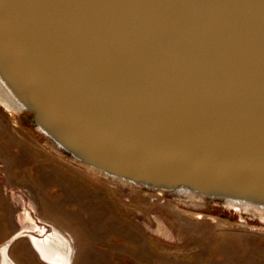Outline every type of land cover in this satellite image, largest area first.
I'll return each mask as SVG.
<instances>
[{
  "label": "water",
  "instance_id": "1",
  "mask_svg": "<svg viewBox=\"0 0 264 264\" xmlns=\"http://www.w3.org/2000/svg\"><path fill=\"white\" fill-rule=\"evenodd\" d=\"M0 87L109 179L264 211V0H0Z\"/></svg>",
  "mask_w": 264,
  "mask_h": 264
},
{
  "label": "rangeland",
  "instance_id": "2",
  "mask_svg": "<svg viewBox=\"0 0 264 264\" xmlns=\"http://www.w3.org/2000/svg\"><path fill=\"white\" fill-rule=\"evenodd\" d=\"M54 231L68 264H264V211L109 179L0 103V249L13 264H50L32 241Z\"/></svg>",
  "mask_w": 264,
  "mask_h": 264
},
{
  "label": "bare ground",
  "instance_id": "3",
  "mask_svg": "<svg viewBox=\"0 0 264 264\" xmlns=\"http://www.w3.org/2000/svg\"><path fill=\"white\" fill-rule=\"evenodd\" d=\"M0 103L11 110H16L15 106L12 104L10 99L7 97V94L2 90L1 87ZM38 228H40L39 230L42 231V227L39 226ZM58 231H54L51 234L47 235L45 238L41 239L33 237V243L36 246L35 248L39 250L41 256L45 258V260L47 259V261L51 264H68L70 260L71 245L69 246V243H66L67 248L63 249L65 237L63 238V235ZM5 251L6 250H4V253L2 254L3 264H10L5 256Z\"/></svg>",
  "mask_w": 264,
  "mask_h": 264
},
{
  "label": "flooded vegetation",
  "instance_id": "4",
  "mask_svg": "<svg viewBox=\"0 0 264 264\" xmlns=\"http://www.w3.org/2000/svg\"><path fill=\"white\" fill-rule=\"evenodd\" d=\"M33 242V241H32ZM33 245H34V243H33ZM34 247H36L35 245H34ZM36 249V251L38 252V254L41 256V254H40V252H39V250H37V248H35ZM42 257V256H41ZM8 258V257H7ZM43 258V257H42ZM6 259V258H5ZM9 259V258H8ZM7 259V261L10 263V259L8 260ZM44 260H45V258H43ZM46 261H47V259H46ZM12 262V261H11ZM13 263V262H12ZM50 263V262H49ZM1 264H3V257L1 256ZM11 264V263H10ZM51 264V263H50Z\"/></svg>",
  "mask_w": 264,
  "mask_h": 264
}]
</instances>
